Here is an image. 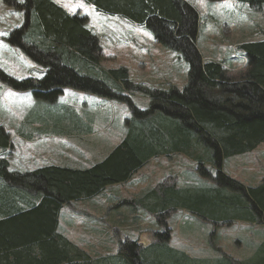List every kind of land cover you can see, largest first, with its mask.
<instances>
[{
    "label": "trees",
    "instance_id": "16d2710c",
    "mask_svg": "<svg viewBox=\"0 0 264 264\" xmlns=\"http://www.w3.org/2000/svg\"><path fill=\"white\" fill-rule=\"evenodd\" d=\"M3 1L23 13L22 24L6 42L45 73L17 79L0 69V82L16 91H31L35 100L49 104L71 87L125 102L131 116L123 139L94 165H45L27 172L10 168L15 148L11 133L0 124V264H264V242L245 260L193 258L169 245L168 222L177 209H187L214 224L213 238L222 223L264 224V177L250 187L224 171L225 159L252 152L264 142V38L238 46L247 63L234 76L223 63L204 60L197 45L199 14L187 0H86L100 11L143 25L157 43L188 63L183 90L175 85L152 88L135 83L125 66H100L103 47L86 16L72 15L55 0ZM240 1L258 9L264 5V0ZM136 92L150 99L148 108L135 104L130 94ZM68 119L83 127L79 131L91 133L85 116L56 117V125ZM175 153L193 158V174L212 185L181 188L168 176L145 195L124 200L151 212L163 228L155 232L151 245L120 241L117 256L93 260L57 232L64 204L93 199L129 180L152 158Z\"/></svg>",
    "mask_w": 264,
    "mask_h": 264
},
{
    "label": "rangeland",
    "instance_id": "374dc122",
    "mask_svg": "<svg viewBox=\"0 0 264 264\" xmlns=\"http://www.w3.org/2000/svg\"><path fill=\"white\" fill-rule=\"evenodd\" d=\"M55 1L72 15L88 18L87 26L99 36L103 47L101 67L125 66L135 83L152 88L175 85L183 90L187 85L188 63L178 52L157 43L151 31L143 25L118 14L100 11L86 0ZM187 1L199 14L201 36L197 45L199 47L200 43L203 49L199 48L204 60L221 61L229 51L236 52L235 48L243 42L264 38V5L258 9L240 0ZM22 22L23 13L0 0V69L17 79L40 78L45 69L6 42V37ZM239 56L237 53L232 58L235 62L226 67L234 76L246 68ZM130 95L140 108L149 107L147 96L138 92ZM70 114L85 116L92 125L91 133L79 131L77 124L69 119L56 125V117ZM130 116V108L125 102L71 87L64 89L55 104H49L35 100L31 91H16L0 82V124L12 135L15 151L9 155V160L13 169L33 170L45 165L90 167L106 158L123 139L126 119ZM195 164L196 161L184 153L160 155L152 158L125 183L105 189L94 200L91 197L80 202L84 204V210L87 204L96 202L112 208L124 200L145 195L168 176H173L179 187L211 186L210 180L193 174ZM224 167V171L238 181L259 184L264 177V144L258 151L225 159ZM168 222L172 232L169 245L193 258L221 259V262L226 257L245 260L252 257L264 242V224L240 220H234L229 226L222 223L213 238L214 224L187 209H177ZM133 230L131 236L128 232L121 240H134L138 246L146 248L155 241V232L163 228L155 215L138 206V222ZM119 242L107 244L110 253L118 251Z\"/></svg>",
    "mask_w": 264,
    "mask_h": 264
},
{
    "label": "crops",
    "instance_id": "0c3cea01",
    "mask_svg": "<svg viewBox=\"0 0 264 264\" xmlns=\"http://www.w3.org/2000/svg\"><path fill=\"white\" fill-rule=\"evenodd\" d=\"M199 48L203 50L200 43ZM235 49H237L236 52L232 53L229 51L228 55L226 54L225 59L219 62L229 68V64L235 62L232 58L238 53L240 55L239 58H241L246 65L247 58L245 54L242 53L238 47ZM263 144L264 143L259 145L254 151H258ZM18 171L27 172L30 170ZM244 184L250 187L255 186L246 183ZM118 185L119 184L111 185L109 187H115ZM124 199L126 198L124 197ZM83 205L84 204L80 201H72L62 206L58 218L57 232L66 237L70 242L77 245L81 250L85 251L93 260H101L117 256L119 251L116 253H110L108 250L109 245L107 244H112L110 242L118 243L119 241H122L121 237L123 235H127L128 232H130L129 234L131 236V233L135 232L133 229L137 226L138 222V204L122 203L112 208H108L109 206L107 204H98L96 202V204H87L85 210L83 209ZM107 209L109 211H107ZM126 226H129L130 228L128 229Z\"/></svg>",
    "mask_w": 264,
    "mask_h": 264
},
{
    "label": "bare ground",
    "instance_id": "6f19581e",
    "mask_svg": "<svg viewBox=\"0 0 264 264\" xmlns=\"http://www.w3.org/2000/svg\"><path fill=\"white\" fill-rule=\"evenodd\" d=\"M79 60V59H78ZM76 65V64H75ZM82 67V66H81ZM77 70V69H76ZM39 192V191H38ZM44 196V195H43Z\"/></svg>",
    "mask_w": 264,
    "mask_h": 264
},
{
    "label": "snow or ice",
    "instance_id": "6c2138e0",
    "mask_svg": "<svg viewBox=\"0 0 264 264\" xmlns=\"http://www.w3.org/2000/svg\"><path fill=\"white\" fill-rule=\"evenodd\" d=\"M65 6H67V5H65ZM81 7L83 6V5H80Z\"/></svg>",
    "mask_w": 264,
    "mask_h": 264
}]
</instances>
